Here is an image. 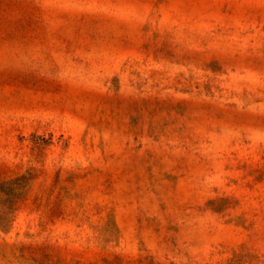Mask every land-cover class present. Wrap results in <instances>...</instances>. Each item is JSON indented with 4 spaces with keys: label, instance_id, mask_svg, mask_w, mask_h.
I'll use <instances>...</instances> for the list:
<instances>
[{
    "label": "rangeland",
    "instance_id": "1",
    "mask_svg": "<svg viewBox=\"0 0 264 264\" xmlns=\"http://www.w3.org/2000/svg\"><path fill=\"white\" fill-rule=\"evenodd\" d=\"M0 264H264V0H0Z\"/></svg>",
    "mask_w": 264,
    "mask_h": 264
}]
</instances>
